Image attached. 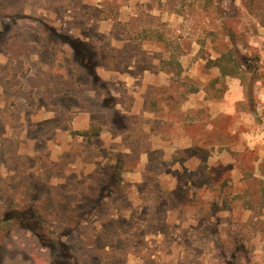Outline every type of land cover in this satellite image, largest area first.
I'll list each match as a JSON object with an SVG mask.
<instances>
[{"label": "rangeland", "instance_id": "374dc122", "mask_svg": "<svg viewBox=\"0 0 264 264\" xmlns=\"http://www.w3.org/2000/svg\"><path fill=\"white\" fill-rule=\"evenodd\" d=\"M246 2L0 0V213L49 222L0 237V263L226 264L241 244L233 264H264V0ZM233 46L260 55L253 98L207 65Z\"/></svg>", "mask_w": 264, "mask_h": 264}, {"label": "trees", "instance_id": "16d2710c", "mask_svg": "<svg viewBox=\"0 0 264 264\" xmlns=\"http://www.w3.org/2000/svg\"><path fill=\"white\" fill-rule=\"evenodd\" d=\"M205 7L208 11H215L217 5L214 3V0H205ZM246 6L249 9H253V0H247ZM231 37L236 36L234 31H230ZM156 38L162 42L165 43L166 47L170 49L172 43L166 40L163 33L157 32ZM260 60V55L255 54L254 57H250L248 55L241 54L239 52V49L237 46H233L232 48L222 52L218 57L216 58H209L207 61V65L209 67H216L219 69L220 74L223 76H235L239 77L246 88V94H249L252 98L254 97L252 95L253 91V85L257 83L258 79L255 78L254 75L258 72V61ZM255 62V67L252 68L254 64L252 62ZM163 65L166 68L167 66L170 67L173 71H175L177 74H181L182 72V64L179 60L178 53L176 51H173L168 59H163ZM253 72V76H248L247 78V72ZM18 71L15 72V78ZM198 91L197 87H193L190 94H194ZM101 132V127L97 126L95 124H91V126L88 129L85 130H76L73 133L81 136H85L87 138H92L94 136H98ZM121 170L118 171L120 173ZM115 179V177H114ZM261 186V193L264 195V180L263 178L257 179ZM223 186H226V182H222L220 184V187L223 188ZM235 198H245L243 194H236ZM253 199H250L247 201L248 208L253 209ZM264 207V206H263ZM49 222L47 220L37 214L35 211L28 209V210H17L13 209L10 211H6L3 213H0V237L6 238L11 237L12 233H26L28 231H31L33 234V237L41 243L43 232L42 229L46 228L48 230ZM53 231H49V235H52ZM9 237V238H10ZM7 239V238H6ZM57 246H61V242L57 243ZM242 249V245L238 244L236 249L233 251V247L229 250L230 255L233 257H239L238 250ZM230 256V257H231ZM232 257L227 260L226 264H233ZM27 259V258H26ZM30 260V259H28Z\"/></svg>", "mask_w": 264, "mask_h": 264}, {"label": "crops", "instance_id": "0c3cea01", "mask_svg": "<svg viewBox=\"0 0 264 264\" xmlns=\"http://www.w3.org/2000/svg\"><path fill=\"white\" fill-rule=\"evenodd\" d=\"M80 118H81V115H79V116L76 117V119H77L76 121H77L78 124H82L81 122H79ZM79 126L81 127V125H79ZM89 126H90V123L89 122L87 124H82V127H85L84 129H88ZM0 264H5V258H4V260H2V262Z\"/></svg>", "mask_w": 264, "mask_h": 264}]
</instances>
